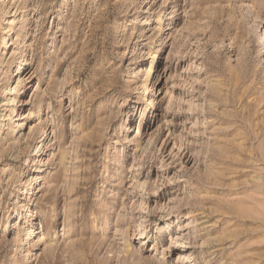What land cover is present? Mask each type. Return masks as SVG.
<instances>
[{
	"label": "rangeland",
	"instance_id": "obj_1",
	"mask_svg": "<svg viewBox=\"0 0 264 264\" xmlns=\"http://www.w3.org/2000/svg\"><path fill=\"white\" fill-rule=\"evenodd\" d=\"M0 264H264V0H0Z\"/></svg>",
	"mask_w": 264,
	"mask_h": 264
},
{
	"label": "bare ground",
	"instance_id": "obj_2",
	"mask_svg": "<svg viewBox=\"0 0 264 264\" xmlns=\"http://www.w3.org/2000/svg\"><path fill=\"white\" fill-rule=\"evenodd\" d=\"M160 16H158V18H157V23H159L160 22ZM153 58H155V56H153ZM152 69V65L149 67V70H148V72H147V74H149L150 73V70ZM137 171H139L140 169H136ZM139 173H137V175H138ZM126 245V244H125ZM178 246H179V249L180 250H182V251H184L185 249H188V248H192V245H190L188 242H185V241H182V242H180L179 244H178Z\"/></svg>",
	"mask_w": 264,
	"mask_h": 264
}]
</instances>
